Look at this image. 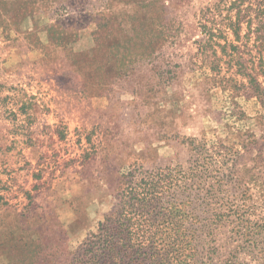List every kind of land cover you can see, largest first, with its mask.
Wrapping results in <instances>:
<instances>
[{
    "label": "rangeland",
    "instance_id": "1",
    "mask_svg": "<svg viewBox=\"0 0 264 264\" xmlns=\"http://www.w3.org/2000/svg\"><path fill=\"white\" fill-rule=\"evenodd\" d=\"M220 1L0 0V264H75L133 168L219 159L243 133L259 139L253 166L264 116L251 90L232 88L242 77L222 52ZM259 26L253 9L241 39L229 34L249 65ZM255 170L250 193H235L250 220L264 215Z\"/></svg>",
    "mask_w": 264,
    "mask_h": 264
},
{
    "label": "trees",
    "instance_id": "2",
    "mask_svg": "<svg viewBox=\"0 0 264 264\" xmlns=\"http://www.w3.org/2000/svg\"><path fill=\"white\" fill-rule=\"evenodd\" d=\"M221 7L226 8L224 27L217 29L225 39L222 52L228 55L230 65H238L237 74L242 77L232 88L251 90L263 117L264 0H221L216 8L220 11ZM253 9L259 19L261 42L257 46L258 56L249 65L241 55V46L230 41L229 34L232 31L235 40L241 39L242 23ZM203 27L216 55L215 45L221 44L216 27L209 28L207 24ZM207 47L204 44L201 50ZM230 116L240 119L235 112ZM240 137L242 150L227 147L228 152L219 159L215 152L208 159L204 157L205 151H199L189 167L173 164L139 172L133 168L125 173L123 189L111 209L78 246L74 263L264 264V215L258 220L245 219L248 209H239L235 202L238 187L244 186L243 196L250 193L245 174L256 169L257 175L252 174L250 180L263 188L264 205V152L260 146V152L251 158L253 166L249 167L248 153L253 144L258 146L259 139L247 133ZM197 141L202 144L199 139H192L195 148ZM242 160L244 163L240 165ZM225 228L230 234L220 238Z\"/></svg>",
    "mask_w": 264,
    "mask_h": 264
}]
</instances>
